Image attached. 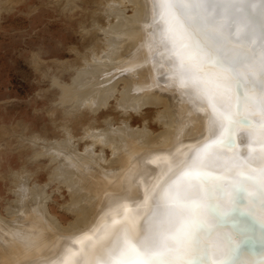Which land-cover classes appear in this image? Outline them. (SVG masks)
I'll return each mask as SVG.
<instances>
[{
	"label": "rangeland",
	"instance_id": "1",
	"mask_svg": "<svg viewBox=\"0 0 264 264\" xmlns=\"http://www.w3.org/2000/svg\"><path fill=\"white\" fill-rule=\"evenodd\" d=\"M132 1L135 2V0ZM132 1L124 0V3L118 7L116 4L119 0L117 2H114V0H0V219L2 220L0 223L10 224L11 221V226L8 224V227L13 228L14 225V227L18 225V227L24 228L26 222L30 221L27 226H32L33 223L31 222H34V224L35 222L43 223V221H40L42 218L46 222V220L49 221L48 219L54 220L53 217H56L55 220L60 221L59 223L63 226L74 223L77 211L85 209V204L89 202L86 207L87 212V208L95 205V199L99 197L100 187H95L98 177L95 179L94 175L99 172L101 165L103 166L104 163H107L103 159L114 160L116 158L114 155L118 153L117 151L120 149V152L122 148L125 149L137 137L139 141L144 142V138L139 139L140 137L134 130L146 129L151 135H158L164 130L163 122L166 111L163 104H161V99H157L154 95H145L143 97L134 90L140 80L135 75H132L134 70H130V65H133L139 58L136 54L139 41L134 39V37L139 35L142 22L135 17L136 13H134L135 9H132L134 7ZM131 16H134L133 18L137 22ZM130 20L131 22H129ZM135 25L139 28V31L135 28ZM131 26L132 28H130ZM133 29L134 31H131ZM107 31L111 33V35L109 33L110 36H107ZM120 31L126 32V35H128L126 36ZM131 35L135 36L131 37ZM121 41H123V44ZM109 42L114 45L111 46V51ZM132 44L138 45L137 48ZM131 51L134 52L132 53ZM117 56L120 58L117 59ZM102 57L108 58L107 60L109 61ZM130 58L133 59V62ZM127 60L128 62L125 63ZM94 61L98 62L99 65L98 63L96 64L98 66L94 65ZM100 62L105 64L104 68H101ZM117 66H119L120 70H118ZM97 67L100 69L97 70ZM90 68H92L88 71L90 73L87 74L86 72L87 76L84 75L83 73ZM118 73L124 76L121 81H119L121 76ZM102 74L107 76L104 77ZM81 75L85 78H81ZM78 77L81 78L82 82L78 81ZM94 78L97 79L94 81ZM125 80L127 82L133 80L134 86L130 82V86L127 85ZM122 81L124 83L121 84ZM124 85L127 86L126 88L131 87V85L134 88L126 89ZM97 86L99 87L98 89ZM102 86L104 89H102ZM126 90L131 94L125 93ZM75 93L78 94L76 95ZM84 93L90 94V96L96 93L101 96L97 97L95 103H90V105L85 103L82 95ZM123 93L124 96L129 95L128 99H126L127 97L125 98V102L126 100L129 101L130 96L133 95V98H139L138 100L135 99L136 101L131 98V102H128L129 104L136 102L138 104L140 100H145L142 101L145 103L138 111L139 113L131 108L126 109L120 106L121 100L124 99ZM70 95H73L74 99ZM104 96L108 97V99L103 98V100L102 97ZM103 101L104 103H102ZM155 101L158 102L156 104H159V106L150 104ZM167 107L168 105H166ZM168 109L172 111L171 107ZM171 120L170 127L175 119L171 118ZM175 125L174 127L177 131V124ZM174 127L171 128L172 136L177 133L172 131L173 129L175 130ZM112 128L113 130L108 131L110 133L106 132L104 137L107 139L106 142L115 150L113 151L114 153L109 148V150L106 149L107 147L104 150V147L102 148L97 143L94 144V147L92 146L93 141L91 138L95 137L98 131H107ZM84 132H87L88 135ZM131 133H133V136H130L132 135ZM111 138H113V141L116 140L115 146L113 145L115 141L111 142ZM116 146L117 148H114ZM101 150L104 154L99 157L97 154ZM45 152L55 153L54 155L47 154L48 156H45ZM78 154H82L83 158ZM53 157L56 158L54 159ZM90 159H92V162ZM98 161H101V163ZM87 164L90 166L87 167ZM91 164L94 168H92ZM72 165L75 166V172ZM87 168L88 170L93 169L95 174L91 171L93 175L87 173ZM78 169L82 172L81 174L76 173L79 172ZM69 171H73L74 175ZM73 177L80 178L78 180L79 183ZM73 180L75 181L74 183ZM76 184H80V186H76ZM36 186L41 189L39 188L40 190H38V188H35ZM42 186H46L44 190H42ZM28 188L31 189V192ZM35 190L40 193L41 190L42 192L45 191L44 195L43 193L41 194L45 203L43 201L33 202L37 192L36 195L31 193L32 191L35 192ZM97 191L99 194L96 195L98 197H95L94 194L98 193ZM21 192L26 194L25 200L19 198L21 196L25 198V194H21ZM80 192L82 193L78 196ZM87 192L89 194H86ZM84 196H86V199L83 198ZM87 196H91L90 198L95 197V199H90ZM27 197L31 198L27 199ZM75 197L78 198L76 202L78 201L81 207H77L79 210L73 207V205L75 206ZM87 198L88 200H94V202L88 201ZM101 198L99 197L98 199ZM79 200L81 203H79ZM97 202L99 203V200ZM31 203L32 205H30ZM101 203L100 201V205ZM29 205L30 207L32 206L31 210L28 208ZM20 208H24L22 212L18 211ZM72 208L75 210L73 211ZM89 208L88 211H91V208ZM8 209L11 210L9 211ZM33 209L39 214L43 212V216L42 214L36 216L35 210L33 211L35 213L31 212ZM29 212L34 214L32 216L34 218L36 216V218L34 219L30 216V218L25 219L31 215ZM222 217L228 218V215ZM248 218L251 220L250 215H248ZM21 224L22 226H20ZM58 227L60 228V226ZM218 227L223 230L230 228V225L227 221V223L218 225ZM235 235L239 234L235 232ZM17 243V241L14 242V247L16 245L15 248H17L16 251L19 248L18 246H20ZM14 249L9 250L10 253L15 254ZM10 253L9 255H13ZM25 255L21 254V259L20 257L16 258L17 262L20 260L17 264H20L21 260L26 258ZM210 261L208 260L209 264ZM13 262L16 263L15 260ZM229 262L227 261V264Z\"/></svg>",
	"mask_w": 264,
	"mask_h": 264
},
{
	"label": "snow or ice",
	"instance_id": "2",
	"mask_svg": "<svg viewBox=\"0 0 264 264\" xmlns=\"http://www.w3.org/2000/svg\"><path fill=\"white\" fill-rule=\"evenodd\" d=\"M254 2L153 0L151 24L163 25L156 43L173 61L165 79L207 110L211 136L143 197L151 210L142 223L113 220L99 248L83 250L72 264H209L207 257L227 264L240 241L217 230V217L259 196L264 223V39L258 54L242 42L252 27L246 8ZM259 4L264 15V0ZM240 132L248 138L243 153Z\"/></svg>",
	"mask_w": 264,
	"mask_h": 264
},
{
	"label": "bare ground",
	"instance_id": "3",
	"mask_svg": "<svg viewBox=\"0 0 264 264\" xmlns=\"http://www.w3.org/2000/svg\"><path fill=\"white\" fill-rule=\"evenodd\" d=\"M125 1H127V0H125ZM114 2H117V0L116 1L114 0ZM123 3H124V0H119V2H117L116 5L119 7ZM132 5L134 6L132 9H135L134 13H136V15L135 14L134 15H135L136 19L141 20L142 24H141L140 31L138 30L139 28H137L135 25V28H137V30L139 31V33H138L139 35L131 32V33L137 35V36L131 35V37L135 36L134 39L139 41V46L137 45L138 48H137L136 44H132V45H135L134 47L137 48L136 54H137V56H139V58L137 59L136 62L134 61L135 63L133 65H130V70L131 71L134 70V73L132 75H135V77L140 81L138 82V85H136L137 86L136 89L133 87L135 84V83L134 84L132 83L133 80L131 82L130 81L127 82V80H125L126 81L125 83H127V85H129V82H130V84L132 83L133 86L131 85V87L134 88V90L136 91V93L138 95H142L143 97L145 95L146 96L154 95L157 99H161V101H162L161 104H163V106L165 107V111H166V114L164 115L165 120L163 122L164 130L160 134L158 133V135H154V134L151 135V133L148 132L146 129L134 130V131H136V134L140 137L139 139H142V137L144 138V140H145L144 142L139 141L137 139L138 137L136 138L134 136L136 139L133 138L134 140L131 143H129V145L125 149L122 148L123 151L121 150L119 152V150H120L119 149L117 151L118 153L115 152L116 155H114V156H116V158L114 160L108 159V158L103 159V160L107 161V163H104V164L102 163L103 166L99 165L100 168L102 167L101 168L102 170L99 168V170H98L99 172H96V174H95L93 169L88 170V168H87L88 172L85 169V171L87 173L92 172L93 174H95L94 175L95 179L98 177L96 180V183H95V187L96 188L100 187L99 188L100 194L97 191L98 193L94 194V196L98 197L96 195L99 194V197L101 198V196H102V198L98 199L99 198L98 197L95 199V197H92L93 199L96 200V202L94 203L95 205L89 206L91 208V211H88V208H89L88 207L87 212H86V207L89 205V202H87L88 205L85 204V206H84L85 209L79 210L78 208L80 207V205L78 204V201L76 202V199H78V198L75 197V199H74L75 200L74 201L75 206L73 205V207L74 208L78 207L77 210H79V211H77V214L75 215L76 220L74 221V223L72 222V224H70V225L63 226L61 223H59L60 221H58L57 219L55 220L56 217H53L54 220L47 218L49 221L46 220V222H44V220H42L43 219L42 218L40 221H43V223L35 222V224H34V222H31V223H33L32 226H27L28 223H30V221L28 223L26 222V224H24V222H23V224L27 226V227L24 226V228L18 227V225H17V227H14L15 226L14 225L13 228H11V227H8L9 223L8 224L0 223V264H17L20 262V260H18L19 262H17L16 258L20 257L21 254L25 255V252H26V255H25L26 258L21 260L22 262L20 264H72V261H74V260L79 261L81 259L83 250H90L92 252H95L100 246L99 243H97V242L101 241V237L104 236L106 231H111V225H112L113 220H118V221L123 222L124 217L127 216L133 220H137L138 222L142 223L143 217H145L151 210L150 203L145 204L143 202V197L145 195H147L148 193H151V191L153 190L154 186L157 184L158 181H160L162 178H166L167 175H170L172 171H175L181 165L182 161L187 159V157L191 154L190 149L199 146L200 143H204L206 141V139L210 138L211 129H210L207 110L201 111L199 106H198V102L196 100L190 98L189 95L187 94L186 90L181 89L178 86V84L175 82L174 79H165L166 76H168L171 72L174 71V69L172 67L173 61L169 58V53L165 49H162L160 46H158L156 43V37H155L154 33L159 28H162L163 25L161 23V24H158L156 26V28H154L151 24V21L153 19V15H154L153 14V7H154L153 0H135V2L132 3ZM222 7L223 6H221V8ZM261 8H262V6L259 4V0H255L254 3H251L250 5L247 6L246 11L248 14V18L251 20L252 27H251V31L247 34V36L244 37V39L242 41L243 44L245 45V48H252L257 54L260 51L261 41H262V39H264V30H262V24H264V15H262V13H261ZM117 9H119V8H117ZM132 18H131V20H132ZM127 20H129V19H127ZM131 20L129 22H131ZM135 22H137V21L135 20ZM135 22H134V24H135ZM132 23H133V21H132ZM138 27H140V26H138ZM130 28H132V26ZM123 29H124V23H123ZM134 29L131 31H134ZM128 30H127V32H128ZM109 33L107 31V34H108L107 36L111 35V33H110V35H109ZM121 33L123 34L124 32H121ZM124 34L126 35V32ZM129 38H130V35H129ZM106 42H108V41L106 40ZM122 42L123 41H121V43ZM133 42L136 43L135 41H133ZM113 43H115V42H113ZM122 44H120V45L122 46ZM125 44H128V43H125ZM109 45H110V47L114 46L110 42H109ZM121 46H120V48L122 49ZM107 50H109V49H107ZM111 50H112V47H111L110 51ZM131 52L133 53L134 51H131ZM157 53H163V55L158 57ZM119 54H120V52H119ZM119 56L121 57V54ZM120 57L117 56V59ZM126 57H125V59H127ZM99 58H100V56H99ZM102 58L106 59V60L108 59L106 57H102ZM132 60L133 59H131V61ZM107 61H109V60H107ZM126 62H128V60L125 61V63ZM97 63L98 62L94 61L93 64L96 65ZM102 63L100 62L101 68H104L105 64L103 63V65H102ZM87 65H89V64H87ZM98 65H99V63H98ZM98 65H96V66H98ZM113 66H116V65H113ZM94 67H93V69H94ZM117 67L119 68V66H117ZM91 69L92 68H90L89 70L87 69V71H85V73H83V74L87 76V74L90 73V72L88 73V71H90ZM99 69L100 68L97 67V70H99ZM113 69L115 70L114 67H113ZM118 70H120V68ZM118 70H117V72H118ZM106 71H108V70L106 69ZM122 71H123V69H122ZM86 72H87V74H86ZM111 72H112V70H111ZM118 74H116V75H118ZM82 75L80 77L85 78V77H83L84 75L83 76ZM102 75L104 76V74H102ZM106 76L107 75H105L104 77H106ZM119 76H121V75L119 74ZM80 77H78V79H79L78 81H81ZM111 77H113V76H111ZM122 77H124V76H121V78H119L120 79L119 81L122 80ZM97 78H94L93 80L95 81ZM100 79H98V80H100ZM127 79H129V78H127ZM101 80H103V79H101ZM122 83H124V81H122L121 84ZM261 86H262L261 82L259 80H256L255 81V87L258 91L261 88ZM126 87L127 86H125V88ZM131 87H129V88H131ZM98 88L99 87L97 86V89ZM100 88H101V85H100ZM129 88H126V89H129ZM102 89H104L103 86H102ZM107 90H108V88H107ZM115 90H117V89H115ZM99 91H101V90H99ZM126 92L129 93V91H127V90L125 91V93ZM75 94L77 95L78 93H75ZM129 94H131V93H129ZM82 95H83V98L85 99V103H89V104L95 103V99L97 97L101 96V95L100 96L97 95L96 93L93 95L95 98L93 96H90V94L84 93ZM133 96H130V100L129 101L126 100V102H125V98L127 97L126 99H128L129 95L124 96V93H123L124 99L121 100L122 102L120 103V106L122 108H126V109L131 108L135 112H138L144 106L143 103H145V102H142V101H145V100H140V102L142 104L140 102H139L140 104L139 103L136 104L137 102L133 103V104H129L128 102H131V98L134 100L139 99V98H135V97L133 98ZM154 96H150V97H154ZM71 98L74 99L73 95L71 96ZM103 98L106 100L108 99V97H106V96L102 97V99ZM109 99H111V98H109ZM152 101H154V100H152ZM147 102H150V101H147ZM165 102H167V104H165ZM102 103H104V101ZM156 103H158V102L155 101L154 103L152 102L150 104H154L156 106H159V104L157 105ZM166 105H168L167 108H166ZM169 107H171L172 111H170L168 109ZM134 111H132V112H134ZM96 112L98 113V111H96ZM170 115H172V116H170ZM173 116H175V117H173ZM69 117H71V116H69ZM171 118H174L175 120H173V122L171 123V127H170ZM254 119L258 121L259 117L256 116V117H254ZM175 124H177V131H176V128L174 127V126H176ZM247 126L248 125H246V127ZM173 127L175 128V130L173 129L172 131H174V133L177 132L175 134V136L171 135L172 134L171 128H173ZM111 130H113V128L110 130L108 129L107 131L106 130L105 131L104 130L98 131V134L97 135L95 134L96 136L91 138L93 141L92 146L94 147V144L97 143V144L101 145L102 148L104 147L103 148L104 150L107 147L106 149L109 148L111 150V152L115 151V150H113L112 146L106 142L107 139L104 137L105 133L108 131H111ZM84 133H86V135H88L87 132H84ZM108 133H110V132H108ZM131 134L132 135H130V134L129 135L133 136V133H131ZM130 138H132V137H130ZM111 139H112L111 142L115 141L113 143V145H114L116 143V140L113 141V138H111ZM123 139L125 140V138H123ZM104 140L106 143L104 142ZM238 140L240 141V148L238 150L243 153L246 151L248 138L244 134V132H240L238 135ZM85 141H87V140H85ZM256 147H257V150H259V145H256ZM114 148H117V146ZM86 149H88V147H86ZM54 153L55 152H53V153L47 152L46 155L45 154L44 155L45 156H48L47 154H49V155L53 154L54 155ZM103 154L104 153L101 150L99 152V154H97V156L101 157V156H103ZM81 155H79V156L81 158H83V156H81ZM66 156H67V153H66ZM56 157H53V158L55 159ZM86 158L88 159V157H86ZM57 159H56V161H58ZM74 160H76V159H74ZM90 160L92 162V159H90ZM94 161H95V159H94ZM96 161H97V159H96ZM98 162L101 163V161H98ZM69 165H71V164H69ZM88 166H90V165L87 164V167ZM91 166H92V168H94V166L92 164H91ZM73 167L75 169V166H73ZM77 168H79V167L77 166ZM71 169H72V167H71ZM74 169H72V170H74ZM95 170H96V168H95ZM75 171H76V169L74 170V172ZM69 172H71V171H69ZM71 173H73V171ZM76 173L81 174L82 172H80V170H79V172H76ZM70 175H72V174H70ZM73 175H74V173H73ZM76 177H77V175H76ZM79 177H80V175H79ZM73 178L77 179L75 177H73ZM87 179H90V178H87ZM69 180H71V179H69ZM78 180H80V178L75 180V181L78 182ZM22 181H24V180H22ZM75 181L73 180V183ZM88 182H89V180H88ZM111 182H112V184H111ZM76 186H80V184L79 185L76 184ZM81 186H82V183H81ZM45 187L42 186V188H43L42 190H44ZM35 188H38V187L36 186ZM39 188H38V190L41 189V188L40 189ZM28 189H30V188H28ZM28 189H26V190L29 191ZM42 190L40 193V192H37L36 190H35V192H33L34 191V189H33L31 194L34 193V195H36V192H37V196H35L33 202H40V201L42 202L43 201L41 194L43 193V195H44L45 191L42 192ZM79 190H81V189L79 188ZM30 192H31V189H30ZM22 193H24V192H21V194ZM25 193H26V191H25ZM81 193L82 192H80L78 194V196H80ZM86 194H89V193L87 192ZM16 195H17V192H16ZM73 195H74V193H73ZM75 196H76V194H75ZM85 197L86 196H84L83 198H85ZM87 197H89V196H87ZM19 198L22 200L23 199L25 200L26 194H25V198H22V196ZM30 198L27 197V199H30ZM81 198H82V195H81ZM92 198H90V199H92ZM87 200H88V198H87ZM98 200H99V203L97 202ZM83 201H86V200H83ZM88 201H92V200H88ZM100 201L103 204L101 203V205H100ZM92 202H94V200ZM43 203H45V202L43 201ZM79 203H81L80 200H79ZM83 203H85V202H83ZM90 204H91V202H90ZM14 205H15V203H14ZM30 205H32V203ZM30 205L28 207L29 209L32 208V206L30 207ZM36 206H38V205H36ZM261 206H262V202H261V199L259 198V196L253 198L252 205H249V202L247 200L241 199V200L237 201L236 206L228 214V218H225V217L223 218L222 216L217 217V225L216 226L221 225L223 223H227V221L230 225V228L222 230V229H220V227H218L217 230L220 232H224V233H231L232 236H234L237 240L240 241L239 245L237 247L233 248L232 254L230 255V257L227 260V261H230L229 264H264V223L260 222V220L258 219V215H257L260 211ZM245 208H248L249 210L245 211ZM23 209L24 208H20L18 211L22 212ZM34 210L35 209H33L31 212L32 213L36 212L38 214V215L35 214L36 216H40V214L43 213V212L42 213L40 212V214H39L36 210H35V212H33ZM72 210H73V208H72ZM31 212H29V213L31 214ZM11 213H12V211H11ZM27 213H25V214H27ZM32 215H34V214L29 215V217H26L25 219L30 218V216H32ZM46 215H48V214L46 213ZM248 215L251 216V220L248 218ZM36 216H35V218H36ZM42 216H43V214H42ZM48 217H50V216H48ZM11 218H13V217H11ZM37 219H38V217H37ZM0 221H2V220L0 219ZM31 221H33V220H31ZM37 221H39V220H37ZM10 224H11V221H10ZM56 224H58V225L56 226ZM20 226H22V224ZM58 226H60V228ZM235 232H237L239 235H235ZM87 237H91V239H87ZM15 241L18 242L17 245H20V246H18L19 248L17 251H16L17 248H15L16 245L14 247ZM93 245H95V247H93ZM12 249H14L15 254L11 252L13 255H9V253H10L9 250H12ZM74 253H75V255H73ZM10 256H12V257L10 258ZM20 259H21V257H20ZM206 259L211 260V259H213V257H207ZM14 260L16 263L13 262ZM198 264H199V262H198Z\"/></svg>",
	"mask_w": 264,
	"mask_h": 264
}]
</instances>
